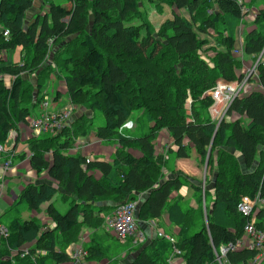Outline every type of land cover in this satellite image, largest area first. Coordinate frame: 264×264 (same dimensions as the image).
Here are the masks:
<instances>
[{"label":"trees","instance_id":"trees-1","mask_svg":"<svg viewBox=\"0 0 264 264\" xmlns=\"http://www.w3.org/2000/svg\"><path fill=\"white\" fill-rule=\"evenodd\" d=\"M33 2L0 0V51L20 48L22 58L17 63L0 61V145L6 149L19 123L26 125L38 109L44 98L42 81L52 72L41 64L49 47L67 38H75L80 55L62 56L64 46L56 65L63 64L71 105L91 117L80 114L59 134L32 136L26 142L29 169L48 180L25 185L19 200L36 213L48 203L45 220L44 224L37 219L12 220L6 226L9 236L0 246V264L72 263L67 249L77 243L83 229L96 233L103 229L102 216L125 200H134L136 193H147L137 220L160 221L168 212L167 222L178 226L179 232L174 245L152 240L129 264H168L173 248L180 251L184 264H218L215 252L243 236L246 220L237 212L241 198L264 204V65L257 67L258 90L235 98L218 126L208 113L213 105L210 92L218 81L242 80L236 75L240 60L233 55L231 25L247 14L243 5L235 0H164L187 17L174 15L155 30L145 21L131 23L142 17L138 0H67L60 7L53 0H42L47 11L23 28ZM89 15L92 27L87 31ZM254 26L244 35L242 47L252 61L264 52V10L255 16ZM36 73L33 87L27 77ZM95 113L103 116V122L96 126L94 137L119 146L110 159L70 153L78 141L89 137ZM128 122L132 129L124 128ZM163 130L176 148V159L189 157V145L204 166L210 148L206 177L213 178L214 202L193 234L188 229L195 221L187 225L191 212L180 211L176 203L169 206L183 181L163 180L165 156L155 150ZM192 188L202 192L200 186ZM57 199L68 206L64 214L54 205ZM256 209L255 227L264 231V207ZM201 217L199 212L197 220ZM85 250V264L105 263L98 244ZM255 256V251H236L222 263L249 264Z\"/></svg>","mask_w":264,"mask_h":264},{"label":"rangeland","instance_id":"rangeland-1","mask_svg":"<svg viewBox=\"0 0 264 264\" xmlns=\"http://www.w3.org/2000/svg\"><path fill=\"white\" fill-rule=\"evenodd\" d=\"M259 1L261 0H242V4L243 5V11L246 12L247 14L243 17L242 20L238 21L237 23H233L231 25V31L232 34L234 36L235 39V46H237V41L244 37V35L246 33L249 32V30L255 29L254 26V19L255 16L259 13L260 10H264V3H260ZM53 2L57 5V6H62L63 4H66L65 2H67V0H53ZM47 4L43 3L42 0H34L33 2V9L27 13L25 19L23 20V28H26L30 21H32V19L38 15V14H43L47 11ZM138 7L139 10L142 12V17L141 19H137V20H133L131 21V23L133 25H137L142 23V21L148 22L155 30L159 28V26L167 19H171L174 15H180V16H186V13L182 10H177L173 7H169L168 4L166 2H164V0H153V1H149V0H138ZM212 12V11H211ZM92 27V15H89V23H88V27H87V31H90ZM212 32H210L211 34ZM210 38L212 39V46L215 45L214 43V39L212 38V36H210ZM75 41L74 37L71 38H67L65 40H62L60 43L55 44V45H51L49 47L48 53L45 57V59L43 60L41 67L44 68H49L52 72L48 73L43 81V89L42 92H40V97H42V94L44 95L43 100L45 99L48 104H49V109L51 111H61V110H72L73 113L78 114V111H82V109L80 108H76L75 106L71 105V103L68 100V96H67V88L64 82V70H63V64H59L58 66L56 65V58L59 55V53L62 52V49L64 46H66V51L63 52L62 56H78L80 55V52L78 51V47L77 45H74L73 42ZM70 45V48H68V45ZM233 55L236 57V59L240 60V70H237L236 75L240 74L242 76V80L247 79L248 80V86L245 89V92L239 95V98H242L244 96H246L248 93L252 92V91H257L258 90V86L257 84H255L256 86L254 87L253 85H250V82L255 78L251 77L249 74V70L250 68L253 66L254 61L250 60L249 62V66L245 65L244 62H241V54H239L237 47H235L234 51H233ZM246 60L248 58V56L245 55L244 57ZM3 60H7L8 63H17V62H21L22 58L20 55V48H16L10 52H8L6 54L5 59ZM62 70H61V69ZM38 73L35 74V76L30 75L27 77V79L29 80L30 84L34 87L36 86L38 80L36 78V75ZM250 78L251 81L249 80ZM8 84V80L6 79L5 81ZM239 82H234V83H226V84H237V83H241ZM35 95H33L36 99L38 97V93L35 91L34 92ZM58 96V98L60 97L61 100V105L59 104V102H57L58 100L55 99V96ZM189 102V101H188ZM187 102V103H188ZM214 103V102H213ZM188 106V105H187ZM188 110V107H187ZM210 110V109H209ZM208 110L210 119L212 122H214L215 120L213 119V117L210 115V111ZM36 112V111H35ZM34 112V114H35ZM140 111L139 112H134L133 113V118L137 119L138 116L140 115ZM80 115V114H78ZM87 117H91L90 113L85 114ZM33 117V116H32ZM103 122V116L99 113H95V117L92 120L93 126H92V130L90 135H94L96 126H99L101 123ZM215 123V122H214ZM216 124V123H215ZM20 125V123H19ZM18 125V126H19ZM217 125V124H216ZM18 126L16 127V130L18 128ZM26 126H28V123L26 124ZM218 126V125H217ZM30 129V128H29ZM164 131V130H163ZM162 132V131H161ZM17 134V132L14 134H12V138L9 140H12L14 138V136ZM42 135H51V136H55L52 134H41ZM89 135V136H90ZM89 138V137H88ZM92 138H95L94 136H92ZM29 137L26 139L25 142H28ZM85 140L88 139H84L81 142H87ZM162 138L160 139V141L157 143V149L159 147L162 148V144L164 145V143H162ZM92 141V140H91ZM90 142V141H88ZM119 146H117L118 148ZM91 149V148H90ZM112 149L113 147L111 145H107L105 150H101V154L103 155L102 152L105 153V155L103 157H105L106 159H110L111 156L110 154L112 153ZM22 150V148L20 149ZM93 150H90L87 152L88 155H92L93 154ZM159 152V151H158ZM26 156L29 157L28 154V149L26 150ZM96 154V153H94ZM160 154V153H159ZM196 154V153H195ZM102 157V158H103ZM109 157V158H108ZM22 158H24V156H22ZM104 158V159H105ZM206 161V159H205ZM202 164V163H201ZM203 165V164H202ZM201 165V169H203V177L200 179V182L198 183V186H200L201 188V206L199 205V212H201V207L202 210L203 209H208L210 207V205L212 204V183H213V178L210 177H206V171H204V166ZM205 165V162H204ZM207 170V168H206ZM3 172V171H2ZM4 175V172H3ZM177 178V177H176ZM42 179V177H41ZM47 179V177L45 178ZM202 179H204V181H202ZM48 180V179H47ZM141 194V193H138ZM207 194V195H205ZM214 194V191H213ZM143 197V199L147 196V193L141 194ZM136 195L134 194V197ZM144 201V200H143ZM142 201V202H143ZM21 201L18 199V203H20ZM56 205H57V210L61 213L64 214L67 210H68V206L65 204V202H63L62 200L57 199L55 201ZM111 203V202H109ZM109 203H104V204H109ZM48 205V203H44L42 204L37 212V216L35 217L40 223L44 222V211L46 209V206ZM62 207H61V206ZM17 210L14 213H10V216L8 217V219H1L2 223L4 225H6L8 227V224L14 220V219H18L19 221H26L29 218V210L27 205L25 204V202H21L19 205L16 206ZM257 210L255 208L254 210V216L257 213ZM207 213L210 214V210L207 212V210H205L203 212V215L201 217V219H199L198 223L196 224V226L193 228L194 230H191L192 234L195 233L196 231H198L202 225V219H206L207 217ZM9 213H7L8 215ZM19 217V218H17ZM138 218V217H137ZM138 229L139 232L143 231V224L142 221L138 220ZM87 231H91L92 234L90 235L89 232ZM144 238H146V235H144ZM115 239L113 236H111L110 234H108L107 232L104 231V229H101L100 231H98L97 233L94 232L91 229H83V231L81 232V234H79L78 238H77V243H75V245L70 246L67 251L68 254L70 253V251L79 245L84 246V249L89 248L90 246H93L95 244L98 243V247L102 249L104 254V258L106 261H109L111 258L113 257H118V260L121 263H118V260L114 261V264H126L129 259L131 258V256H136L137 254H139L144 248L148 247L152 241H144L143 243H135L133 244L132 242H124V243H118L117 240H113ZM122 250H125L124 252H126V254H128V256H121L120 253ZM130 256V257H129ZM135 258V257H134ZM133 258V259H134ZM100 264H111V262H107V263H101ZM47 264H54L53 262H48ZM91 264V262L89 263ZM95 264V262H94ZM219 264V263H218Z\"/></svg>","mask_w":264,"mask_h":264},{"label":"built area","instance_id":"built-area-1","mask_svg":"<svg viewBox=\"0 0 264 264\" xmlns=\"http://www.w3.org/2000/svg\"><path fill=\"white\" fill-rule=\"evenodd\" d=\"M211 2H216L218 0H210ZM238 4H242V0H235ZM9 33L7 30L3 32V38L7 40ZM238 51L242 56V49ZM5 51H0V61L6 57ZM259 64L264 65V52H262L256 61H254L253 66L248 71L251 77L256 79L257 77V67ZM248 80L244 79L241 83L237 84H226L223 81H218L210 92V97L213 100V105L210 108V115L215 120L214 122L219 125L222 120L226 118L229 107L233 100L239 97L240 94L245 92L248 86ZM37 117H32L28 119V128H30L33 135L41 134H59L69 123L75 119L72 110L68 111L66 109L61 111H50L48 102L44 99L41 101L38 109ZM35 112V113H36ZM125 129H132V123L128 122L124 125ZM13 136L10 135L7 139H11ZM87 142H77L70 152L81 154L84 149L88 146L95 144L90 140ZM90 141V142H88ZM99 142V141H98ZM7 143V142H6ZM5 143V144H6ZM5 149V145H0V153ZM11 167L10 160L4 162L1 166L3 171H7ZM134 200H125L123 203L116 205L112 211L104 216L103 218V229L105 232L113 236L120 243L132 242L143 243L144 241H152L155 239H163L170 244H175L174 237L166 234L161 229L156 226L154 221L143 222V228H145L148 233L145 234L144 229L139 232L138 220L136 219L138 209L144 200L141 194L136 193ZM259 205L263 203L258 200L252 201L247 196L241 198L237 204V212L245 220L243 228V236L234 243H229L225 246H221L217 252H215L216 260L219 264H223L228 253L248 250L255 251L256 256L249 264H264V231H258L255 227V216L254 210ZM146 235V238H144ZM9 236L7 228L0 221V246L3 241ZM24 252L21 256L26 255ZM42 252L39 255H44ZM69 256L72 260V264H85V258L87 257V251L82 245L74 247ZM181 253L178 249L173 248L172 256L168 260V264H172V259L180 258Z\"/></svg>","mask_w":264,"mask_h":264},{"label":"crops","instance_id":"crops-1","mask_svg":"<svg viewBox=\"0 0 264 264\" xmlns=\"http://www.w3.org/2000/svg\"><path fill=\"white\" fill-rule=\"evenodd\" d=\"M235 47H237L238 51H241L240 49H242L243 47V37L237 41V46ZM244 57L245 55L242 54L240 58L241 62H244L245 65L249 66V62L251 58L248 57L246 60ZM255 84H256V81L253 79L250 82L249 86L253 85L255 87L256 86ZM57 102H59V104L61 105L60 98L58 99ZM83 113L86 114V112H84L83 110L78 111V114L82 115ZM78 114H74L75 119L77 118ZM37 116H38V112H36L33 115V117H37ZM234 119H237V118L233 116L232 120ZM16 132L17 134L14 136V138L12 140H9L5 151H3L0 154V218L1 219H8V217L10 216V213H14L17 210L16 206L21 203V202L18 203L19 195L25 185L29 183L36 184V182L39 180H47L45 179L46 178L45 174L41 175L42 177L41 179V177L38 178L35 175V173L29 169L28 156H26L27 145L25 141L28 137L31 138L32 136H36V135H33L31 130L25 124H20ZM92 136L90 135L89 138L87 139L90 141L92 140L91 142H95V144L88 146L86 149L82 151L81 154L86 155L88 151L93 150L95 151L92 154L93 156L101 157V159H104L105 157L103 156L105 155V153L102 152L103 153L102 155L101 150H105L106 146L109 144L98 142V140L96 138H92ZM161 138H162L161 141L162 143H164V145L162 144V148L159 147L157 149V143L160 141ZM78 142H81V141H78ZM171 143L172 141H171L169 134L166 131H162L160 132L157 140L155 141V150H156L157 155L165 156L166 164H165V167L163 168V174H164L163 180L178 177L181 179V181H183V185L181 189L177 193H173L171 195L169 206L173 207V205H175L176 203L180 211L189 210L191 212L189 214L191 219L187 223V225H190L191 222L195 221L194 225L190 226L188 229L189 233H191L192 232L191 230H194L193 228L198 223V220H197V216L199 213L198 209H199V205L201 206V203H202L201 201L199 204V201L201 200V193L193 189L192 186L193 185L198 186L200 179L203 177V169H201V166L199 165V157L197 156V154H195V151L191 148V146L188 145L189 157L187 159H176L175 158L176 148ZM110 145L113 147L112 153L110 154L111 156L114 153L115 149L117 148V145L115 143L110 144ZM21 148L22 150H20ZM129 152L135 155L134 152H131V151ZM70 153H74V151ZM22 156H24V158H22ZM8 160H10L11 162V167L7 170L6 174L3 175L1 166L4 162ZM104 160H106V158ZM173 172H177V173L174 174ZM202 181H204V179H202ZM211 192H212V201H211L212 204L210 205L208 209L202 210V207H201L202 215L205 210H207L208 212L213 205L214 194H213V191ZM54 205L56 206V208H58L56 203H54ZM107 205L111 207L114 205V203H109ZM261 206L263 205H259V207ZM28 210H29L28 218L36 219L35 217L37 216V213L31 211L30 209ZM7 213L9 214L7 215ZM166 214H168V212H164V215L162 217L163 219L160 221H157V220H151V221H154L156 223V226L159 229H161L163 232L176 238L179 232V227L173 223L169 224L167 222L168 217ZM1 219L0 221L2 223ZM178 220L182 222L180 218ZM183 222H184V219H183ZM4 226L6 227V225ZM87 232H89L90 235L92 234L91 231H87ZM144 232L145 234L148 233V231L145 228H144ZM114 240L116 241V239ZM124 251L125 250H122L120 255L122 257L125 255L128 256V254H126V252ZM67 254H68V251H67ZM134 257L135 256H131V258L126 264H129L133 260ZM116 260H118V257H113L110 259V261H116ZM105 263L107 262L105 261ZM118 263H121V262L118 260ZM67 264H72V263L70 262ZM91 264H94V263L91 262ZM172 264H184V262L181 258H174L172 259Z\"/></svg>","mask_w":264,"mask_h":264},{"label":"water","instance_id":"water-1","mask_svg":"<svg viewBox=\"0 0 264 264\" xmlns=\"http://www.w3.org/2000/svg\"><path fill=\"white\" fill-rule=\"evenodd\" d=\"M210 153V148L207 151V157H206V161H205V165H204V171H206L207 168V160H208V154Z\"/></svg>","mask_w":264,"mask_h":264},{"label":"bare ground","instance_id":"bare-ground-1","mask_svg":"<svg viewBox=\"0 0 264 264\" xmlns=\"http://www.w3.org/2000/svg\"><path fill=\"white\" fill-rule=\"evenodd\" d=\"M12 134H13V133H12ZM12 134H11V135H12ZM14 134H15V133H14ZM3 151H4V150H3ZM3 151H2V152H3ZM2 152H1V153H2ZM1 153H0V154H1ZM2 171H3V170H2ZM3 172H4V174H6L7 171H3Z\"/></svg>","mask_w":264,"mask_h":264}]
</instances>
